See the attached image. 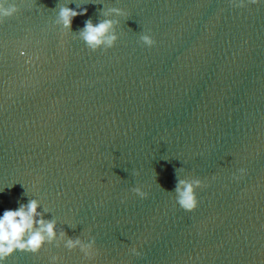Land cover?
<instances>
[{
	"label": "water",
	"instance_id": "water-1",
	"mask_svg": "<svg viewBox=\"0 0 264 264\" xmlns=\"http://www.w3.org/2000/svg\"><path fill=\"white\" fill-rule=\"evenodd\" d=\"M243 2L8 0L0 216L36 199L57 238L6 264H264V0ZM63 6L87 15L64 29ZM89 19L119 20L113 48L86 46ZM176 178L205 185L195 212L177 204Z\"/></svg>",
	"mask_w": 264,
	"mask_h": 264
},
{
	"label": "clouds",
	"instance_id": "clouds-1",
	"mask_svg": "<svg viewBox=\"0 0 264 264\" xmlns=\"http://www.w3.org/2000/svg\"><path fill=\"white\" fill-rule=\"evenodd\" d=\"M248 4L258 5L261 0H247ZM8 0H0V23L5 18H10L18 12L16 6L5 7ZM234 7H245L243 0H232ZM115 14L118 17H124L127 14L118 8H111L105 12V16ZM87 15V8L74 10L68 6L59 9L56 23L63 26L64 29L71 30L75 18ZM119 26V20L104 19L98 23H93L91 19L87 20L84 27L79 31V37L86 46L96 52L100 49L113 48L118 36L115 28ZM143 46L152 48L156 41L150 35L141 36ZM23 55V53H22ZM139 175V173H135ZM245 174V170H240V176L233 178L239 180ZM177 179V178H176ZM205 185L198 179H177L174 192L176 194V202L185 212L192 213L198 208L197 189L204 188ZM135 195L141 199H147V193L140 187L133 189ZM40 204L38 200L31 199L27 204H20L15 210H5L0 216V264H6V261L17 252L38 255L46 244H52L57 238L55 221H48L43 218V214L38 211ZM61 239L67 237V233L60 231ZM95 240L89 244H84L80 239H67L65 247L69 251L79 249L89 259H94L98 253L94 250ZM58 246V245H57ZM131 253L140 256V252L136 248L130 249ZM60 257L53 256L51 264H59Z\"/></svg>",
	"mask_w": 264,
	"mask_h": 264
}]
</instances>
